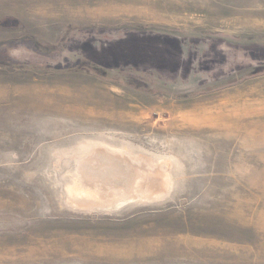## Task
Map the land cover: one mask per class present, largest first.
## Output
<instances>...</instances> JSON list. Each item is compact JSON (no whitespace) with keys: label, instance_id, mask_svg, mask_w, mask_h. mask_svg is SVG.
Returning <instances> with one entry per match:
<instances>
[{"label":"rangeland","instance_id":"1","mask_svg":"<svg viewBox=\"0 0 264 264\" xmlns=\"http://www.w3.org/2000/svg\"><path fill=\"white\" fill-rule=\"evenodd\" d=\"M99 30L249 61L216 52L185 81L171 39L73 52ZM15 44L0 62V264H264V0H0V50Z\"/></svg>","mask_w":264,"mask_h":264},{"label":"flooded vegetation","instance_id":"2","mask_svg":"<svg viewBox=\"0 0 264 264\" xmlns=\"http://www.w3.org/2000/svg\"><path fill=\"white\" fill-rule=\"evenodd\" d=\"M133 35H138L140 38H144L145 36H154V37H160V38H167V39H171L172 40V46L170 47V55L171 53H173L174 55L173 58H175L176 60H178V56L181 57L182 61L180 64V68L178 70L177 67H175L173 70L174 72H177L179 75V77H182L183 80L188 81V79L190 78V76H196L198 74H203L197 67L200 64H205L204 61H210L211 58L210 56H212V60L214 58L218 59L217 56H220L219 54H216V52H220L222 53V55H224L223 62H222V66H227V62H232L231 64H229V66H234V70L235 69H239V68H243V70H245L247 67L245 65H247L248 61L243 54H240L237 52H235L236 50L234 48H230V47H226L223 46L220 43H216V42H212L210 44V47H206L205 43L206 41H203L201 38H195L194 40H182L179 37H174V36H168V35H162V34H146V33H139V34H135L133 32H127L125 34H121V33H111V32H107V31H102L99 30L98 32H87L84 34H81L79 37L81 39L79 40H72L71 44H78V46L76 47L74 51L76 52H86L89 54H97V52H103L106 55H108V49L109 46H113V45H124L127 44L128 41L131 39V37ZM171 44V43H169ZM100 45V48L98 47ZM106 47V49H101V47ZM108 48V49H107ZM201 48L206 49L209 51L208 53H201ZM23 49V47L21 46H16L12 45V46H6L5 48H2L0 50V62L2 63H7L9 62V60L13 61L16 60L15 56L17 55L18 51ZM164 49V48H163ZM70 50V48H69ZM248 52V50H246ZM244 50V53L246 52ZM210 55V56H209ZM217 55V56H216ZM214 57V58H213ZM93 58V57H92ZM209 59V60H208ZM92 60V59H91ZM67 62V60H65ZM94 62H98L97 60H93ZM226 61V62H225ZM54 62V61H53ZM51 62V63H53ZM99 65L105 66L102 63H97ZM209 64V63H207ZM121 66H117V67H111V69H119ZM125 67H134L136 68V66H132V64L130 63H125ZM225 68V67H224ZM137 69V68H136ZM138 71H144L147 73H159L160 74V78L161 79H166L168 80V82H173L178 78V74L177 76H174V78H163L162 73L153 67H149V66H145L142 68H138ZM229 74V73H228ZM151 80V79H149ZM205 83V82H204ZM203 85V84H202ZM201 85V86H202Z\"/></svg>","mask_w":264,"mask_h":264},{"label":"water","instance_id":"3","mask_svg":"<svg viewBox=\"0 0 264 264\" xmlns=\"http://www.w3.org/2000/svg\"><path fill=\"white\" fill-rule=\"evenodd\" d=\"M116 72H119V73H121V74H123V75H127V76H133V77H136V78H144L145 76H146V74L147 73H144L143 71H132V72H128V70H125L124 72H121L120 70H116ZM156 76V74L154 75V77ZM170 84H172V83H168L167 85H166V88L168 87H170ZM180 85V83L177 81L176 83H175V85ZM182 84H183V82H182ZM173 85V84H172ZM162 86L163 87H165V84L162 82Z\"/></svg>","mask_w":264,"mask_h":264}]
</instances>
